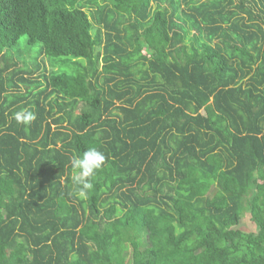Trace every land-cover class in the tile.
I'll list each match as a JSON object with an SVG mask.
<instances>
[{"label":"trees","instance_id":"trees-1","mask_svg":"<svg viewBox=\"0 0 264 264\" xmlns=\"http://www.w3.org/2000/svg\"><path fill=\"white\" fill-rule=\"evenodd\" d=\"M0 264H264V0H0Z\"/></svg>","mask_w":264,"mask_h":264},{"label":"clouds","instance_id":"clouds-1","mask_svg":"<svg viewBox=\"0 0 264 264\" xmlns=\"http://www.w3.org/2000/svg\"><path fill=\"white\" fill-rule=\"evenodd\" d=\"M13 119L17 124L28 125L35 120V115L31 111L23 109L14 113ZM105 161L104 153L96 147H90L82 155H73L71 157L72 180L77 186V194L81 198H86L88 192L93 188L89 178L95 176L103 168Z\"/></svg>","mask_w":264,"mask_h":264},{"label":"rangeland","instance_id":"rangeland-1","mask_svg":"<svg viewBox=\"0 0 264 264\" xmlns=\"http://www.w3.org/2000/svg\"><path fill=\"white\" fill-rule=\"evenodd\" d=\"M239 227L244 230H256V227L250 222L248 214L243 215L242 219L240 220Z\"/></svg>","mask_w":264,"mask_h":264}]
</instances>
